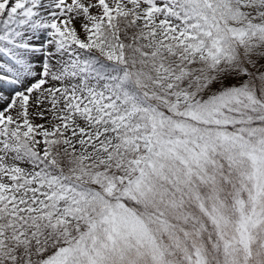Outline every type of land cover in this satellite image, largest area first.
I'll list each match as a JSON object with an SVG mask.
<instances>
[{
  "label": "snow or ice",
  "instance_id": "1",
  "mask_svg": "<svg viewBox=\"0 0 264 264\" xmlns=\"http://www.w3.org/2000/svg\"><path fill=\"white\" fill-rule=\"evenodd\" d=\"M0 264H264V0H0Z\"/></svg>",
  "mask_w": 264,
  "mask_h": 264
}]
</instances>
